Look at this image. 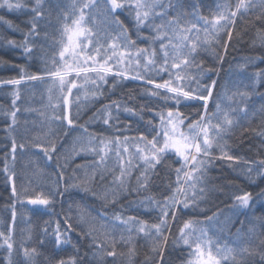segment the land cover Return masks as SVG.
<instances>
[{
  "label": "snow or ice",
  "instance_id": "1",
  "mask_svg": "<svg viewBox=\"0 0 264 264\" xmlns=\"http://www.w3.org/2000/svg\"><path fill=\"white\" fill-rule=\"evenodd\" d=\"M44 4L45 0H34L31 27L24 33L22 42L7 40L9 46L23 49L29 59L33 58L34 40L41 34L40 22L46 19ZM22 7L24 4L21 0H0V8L11 11ZM190 8L189 12L184 0H71L58 17L59 37L54 39L52 45L55 51L49 55L41 46L44 52L40 57L42 66L37 67L35 72L21 66L18 77L0 81V85H11L15 89L12 92L14 99L9 113V131H15L17 125L20 109L16 102L21 98L20 86L27 83L45 87L51 115L45 112H41V115L50 125H57V130L49 128V134L43 139L35 138L32 146L43 154L46 161H53L57 153L56 132L62 129L65 134L68 130L81 132L78 147L72 149L73 155L85 153L94 157L91 163L77 165L67 179L65 170L72 157L66 154L64 164H60L57 157L59 171L54 186L39 193L33 189V193H30L23 186L18 190L15 170L18 149L22 152L29 145L17 143L14 137L11 139L10 152L6 153L0 169L11 191L9 208L12 223L6 230L0 231V248L7 251V264H13L12 256L17 246L22 250L27 264H37L41 255L36 247L27 246L31 240L30 234L19 242L15 237L17 204L23 206L26 202L35 210L51 209L56 197L63 199L65 194H71V190L76 189L91 192L93 196L101 198L106 207L115 206L122 196L149 191L157 166H162L167 157L175 156L179 167L174 169L175 180L168 185L169 194L163 200L147 196L139 201L140 205L147 204L159 209L157 222L148 223L136 216L124 215L122 211H113L110 216L98 213L106 221L100 226L103 229L101 239L94 227H84L88 221L83 213L75 225L72 223L70 204L68 212L64 214L65 227L62 230L61 221L57 220L51 234L53 248L60 249L71 243L68 233L79 228V234L90 239L89 247L94 249L93 256L99 264H105L106 257L115 261L122 256L127 257L128 264H133L137 255V241H150L144 264H153L157 257V264H167L164 250L169 239L166 232H170V218L175 220L180 209L198 206V201L209 191L207 172L214 160L239 161V157L230 154L226 137L236 128L243 127L241 120L249 116L244 104L249 93L237 90L231 96L218 94L215 92V80L202 85L200 76L211 70L204 69L202 63L197 62V57L202 49L214 51L216 46L226 52L238 20L254 15L255 20L264 25V0H234V3L219 0L210 9L209 15H204L196 4L190 5ZM121 14L132 16L135 40L120 19ZM5 23L11 26L10 22ZM144 30L147 35L143 34ZM47 35L45 31V38ZM256 39L264 47V27L257 30ZM138 41L146 46L141 47ZM255 43L254 40V46ZM217 59L222 60L223 57L217 54ZM192 69L197 70L195 74ZM260 75L256 73L257 77ZM123 81L142 83L145 95L161 104L153 115V120L158 119V123L153 124L149 120V130L136 136L129 135L131 125H122L118 113L123 110L136 115V112L120 102L112 101L90 118L101 121L105 131L113 130L110 135L90 133L87 127L77 125L81 110L94 104L104 94L105 86L110 85L111 89H115ZM234 100L235 106L232 103ZM210 101L215 106L212 112L209 111ZM197 106L199 110L194 119L181 110V107ZM260 111L264 113V107ZM258 134L264 137V131ZM243 163L245 175L250 180L254 182L256 178H264V158ZM77 172L83 175H77ZM134 172H138V175L133 185ZM94 185H99L103 191H93ZM258 195L264 197V190ZM233 199L234 207L250 208L253 195L244 192ZM134 203L131 202L129 207ZM216 218L217 214L214 213L207 220L211 222ZM200 223L191 219L185 221L173 240L174 245H183L188 249L187 258L182 264H249V258L254 260L257 253L249 246L241 245L239 237L233 246L219 239L213 240L205 228L199 227ZM252 231L250 228L249 232ZM42 232L48 235L47 222ZM39 243L43 246V238ZM261 244L264 245V240ZM118 245L126 247L127 252H118ZM45 259L47 264H78L75 256L57 259L53 255ZM259 260L264 264V252L259 253Z\"/></svg>",
  "mask_w": 264,
  "mask_h": 264
},
{
  "label": "trees",
  "instance_id": "2",
  "mask_svg": "<svg viewBox=\"0 0 264 264\" xmlns=\"http://www.w3.org/2000/svg\"><path fill=\"white\" fill-rule=\"evenodd\" d=\"M21 2L24 4L21 9L10 11L7 8H0V17H3V20H0V81L18 77L21 66L30 72H35L37 67L42 66L40 57L44 52L51 55L55 51L52 45L54 39L59 37L60 21L58 17H61L71 0H45L46 19L40 22L41 34L34 40L36 46L32 59L25 56L23 49L7 44V40L22 42L24 33L31 27L30 21L33 16L31 8L34 6V0H21ZM184 2L189 12L191 11L190 5L196 4L204 15H209L210 9H213L219 0H184ZM230 2L234 3V0H230ZM187 18L190 19V17ZM120 19L129 29V35L135 40L136 32L132 16L121 14ZM5 21L10 22L11 26ZM262 27L264 25L256 21L254 15L238 20L233 39L229 42L226 52L222 47L216 46L214 51L202 49L197 57V62H201L204 69L211 70L200 76L202 85L215 80V92L218 94L226 93L231 96L237 90L249 93L244 101L249 116L247 119L241 120L243 127L236 128L233 133L226 137L230 154L239 157V161L214 160L207 172L209 191L202 200L198 201V206L180 209L177 211L175 220L170 218V232H166L169 239L164 250L167 264H182L187 258L188 249L183 245H174L173 240L183 223L190 219L200 221L199 227L205 228L208 236L213 240L219 239L221 242L233 246L239 237L241 245H247L257 253L254 260L249 258V264H261L259 253L264 252V245L261 244V241L264 240V197H260L258 194L264 190V178H256L254 182L250 180L245 175L243 162L264 158V137L258 134L264 131V113L260 111L264 107V59H261L264 57V47H261L259 40L256 39L257 30ZM45 31L48 34L47 38L44 36ZM143 34L147 35L148 33L144 30ZM254 40L256 41L255 46L253 45ZM138 43L141 47L146 46L142 41H138ZM41 46H43L44 52L41 51ZM217 54L223 59L218 60ZM196 71V69H192L193 74ZM256 73L262 75L257 77ZM192 86L195 87V84ZM14 90V86L0 85V169L3 167L6 153L10 152L11 139L14 137L17 143L25 142L29 146L22 152L18 149L15 161V170L18 175L17 188L19 190L22 186L26 187L30 193H33V189L36 193L47 191L54 186L59 171L56 166L57 157H59L60 164L65 163L66 154L72 157L68 160L65 170L66 179L77 165L91 163L94 157L85 153L72 154L73 147H78L77 141L81 137L79 130H68L66 134L63 129L56 132L57 153L52 162L46 161L43 154L32 146V141L35 138L43 139L49 134V128L53 131L57 130V125H50L41 115V112L51 115V109L47 107V93L44 86H33L27 83L20 86L21 98L16 102V106L20 109L17 113V125L15 131H9L11 124L9 113L12 110V100L14 99L12 92ZM112 101L120 102L122 105L135 110L136 115H131L123 110L118 113L122 125H131L129 135L136 136L149 130L147 128L149 120H152L153 124L158 123V119L153 120V115L160 109L161 104L155 98L149 99L145 95L142 83L123 81L115 89H111L110 85L105 86L104 94L94 104H90L81 110L77 125L87 127L90 133L110 135L113 130L105 131V126L101 121L90 118L98 109ZM225 103L227 104L228 101ZM232 103L235 106V100ZM181 110L194 119L199 108L198 106L194 108L181 107ZM214 110L215 106L210 101L209 111ZM216 155H219L218 151ZM176 161L175 156L167 157L162 166H157L156 173L151 178L149 191L139 194L132 192L122 196L119 204L115 206L106 207L102 199L93 196L91 192L76 189L71 190V194H65L63 199L56 197V202L51 209L35 210L34 206L28 205L26 202L23 206L17 204L15 237L19 242L29 234L31 235V240L27 246L29 248L36 247L41 253L37 264H47L45 258H50L53 255L57 259H68L75 256L78 264H99L96 257L93 256L94 249L89 247L90 239L82 237L79 234V228L68 233L71 243L63 245L60 249H54L51 234L56 226L55 222L60 220L63 230L65 227L63 225L64 214L68 212L70 204L72 205V223L75 225L83 213L88 221L84 227H94L97 230L96 234L101 239H103V229L100 226L106 221L98 213L110 216L113 211H122L124 215L136 216L148 223L157 222L159 209L147 204L140 205L139 201L147 196L163 200L164 196L169 194L168 185L175 180L174 169L179 167ZM9 162L11 163V160ZM109 163L111 165L112 161ZM76 174L83 175L82 172ZM136 175L138 172L133 173V185ZM93 191L100 193L103 189L99 185H94ZM244 192L253 195L250 208L234 207L233 197ZM134 201L136 203L129 207L130 203ZM10 203V185L6 182L4 173L0 171V231L6 230L12 223ZM214 213L217 214V218L214 221H208L207 218L212 217ZM46 222L48 223V235L45 236L42 229L46 226ZM250 228L253 229L252 232H249ZM41 238L44 240L43 246L39 243ZM150 246V241H137V255L133 264H144ZM76 249L79 251L77 252ZM117 251L126 253L127 249L118 245ZM7 255L6 249L0 248V264H7ZM158 260L157 257L153 264H157ZM12 261L13 264H27L22 250L18 246L13 253ZM105 264H128V260L126 256L117 257L115 261L111 257H106Z\"/></svg>",
  "mask_w": 264,
  "mask_h": 264
},
{
  "label": "rangeland",
  "instance_id": "3",
  "mask_svg": "<svg viewBox=\"0 0 264 264\" xmlns=\"http://www.w3.org/2000/svg\"><path fill=\"white\" fill-rule=\"evenodd\" d=\"M241 209H246V208H241Z\"/></svg>",
  "mask_w": 264,
  "mask_h": 264
}]
</instances>
